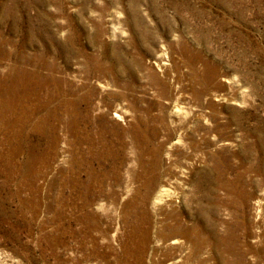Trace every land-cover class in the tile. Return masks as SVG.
<instances>
[{
	"label": "rangeland",
	"instance_id": "rangeland-1",
	"mask_svg": "<svg viewBox=\"0 0 264 264\" xmlns=\"http://www.w3.org/2000/svg\"><path fill=\"white\" fill-rule=\"evenodd\" d=\"M0 264H264V0H0Z\"/></svg>",
	"mask_w": 264,
	"mask_h": 264
}]
</instances>
